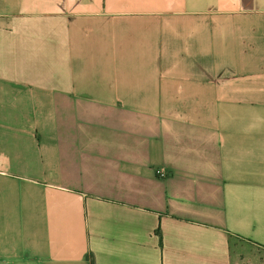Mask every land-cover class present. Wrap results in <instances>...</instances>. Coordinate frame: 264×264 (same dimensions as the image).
Listing matches in <instances>:
<instances>
[{
    "label": "crops",
    "instance_id": "0c3cea01",
    "mask_svg": "<svg viewBox=\"0 0 264 264\" xmlns=\"http://www.w3.org/2000/svg\"><path fill=\"white\" fill-rule=\"evenodd\" d=\"M0 264H264V0H0Z\"/></svg>",
    "mask_w": 264,
    "mask_h": 264
},
{
    "label": "built area",
    "instance_id": "2783aa9c",
    "mask_svg": "<svg viewBox=\"0 0 264 264\" xmlns=\"http://www.w3.org/2000/svg\"><path fill=\"white\" fill-rule=\"evenodd\" d=\"M157 175L160 177H166V173L163 170H157Z\"/></svg>",
    "mask_w": 264,
    "mask_h": 264
}]
</instances>
